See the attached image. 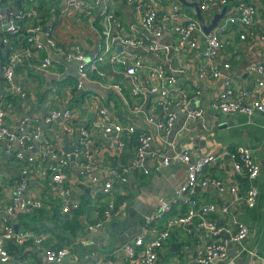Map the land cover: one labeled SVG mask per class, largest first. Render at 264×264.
Here are the masks:
<instances>
[{
    "label": "built area",
    "instance_id": "obj_1",
    "mask_svg": "<svg viewBox=\"0 0 264 264\" xmlns=\"http://www.w3.org/2000/svg\"><path fill=\"white\" fill-rule=\"evenodd\" d=\"M29 1L27 9L24 5V8L14 12H0V26L1 21L4 26L1 43L9 49L6 61L0 64V74L5 85L12 90L15 86L13 80L16 67L26 63L46 71L53 68L55 61L47 53L50 49L57 52L65 62L75 64L74 91L77 93L84 90L86 81L97 79L101 85L110 87L117 95L125 97L120 83L104 84L102 81L105 75L100 68L102 62L106 60L112 66L120 65L124 75L132 81V97H137L142 90L156 95L154 106L159 108L161 113H147L144 119L154 127L160 137L165 138L170 134L179 114L192 121L203 117L204 108L192 104L196 94L189 95L187 89L180 87L177 78L168 72L161 62L146 67L141 87L138 77L145 68L142 55L129 50L115 52L113 47L118 45L142 49L156 59L162 58L168 52L178 55L194 54L198 59H202L199 78H204L206 72L210 71L211 77L222 79L221 90L206 107L224 114H264V64L249 66V71L254 74L256 88L261 91L252 97L248 91L235 87L231 74L223 72L224 69L230 68L229 63L219 65L215 61L217 54L225 47L221 35L230 25L244 27L245 32L239 35L241 39L255 38L259 43H264V33L255 32L257 10L251 0H234L237 14L222 17L217 26L207 34L203 32L195 15L186 16L184 22L177 21V17L183 14L181 2L178 0L172 2L168 9L159 7L160 0H145L147 6L144 1L122 0L131 3L140 13V27L143 31L141 36H127L112 31V27L121 28L122 24L109 8L111 0H62L59 7L52 6L51 12L81 11L88 15L97 7H102L101 40L92 57L80 43H74L67 48L58 46L52 36V25L45 23L38 11L37 0ZM186 1L196 2L201 12L210 10L213 5L228 4V0ZM2 3L3 0H0V8ZM171 22L172 25L169 26ZM21 32L26 45H22L18 39ZM164 35L172 37L169 45L161 44L160 40ZM12 38L17 39L16 43H12ZM15 91L21 97L25 96L21 87H15ZM3 96L0 94V264H63L69 255L68 246L63 245L58 249L43 247L42 244L46 240L43 234L24 230L17 227L15 222L20 213L29 214L50 206L46 202L49 197L47 190L44 191L42 185L37 184V178L48 182L54 192L53 197L61 202V213L66 214L77 209L79 201L74 198L75 189L69 185L70 171H74L83 182L98 187L109 197L100 219L86 227L88 232H96L104 221L121 216L126 211V202L118 201L115 193L117 187L129 182L130 174L149 175L168 167L172 161H179L185 166L184 180L173 197L169 200L161 197L158 199L155 211L144 216L141 231L122 244V255L117 259L104 258L98 264H129L132 261L136 264H158L163 245L172 231L182 228L189 233L191 224H196L195 227L208 238L205 245L197 249L193 256V261L198 264H216L219 260H225L229 243L241 244L247 236V227L235 215H231L228 222L223 223L214 218L218 213H228L226 204L202 203L194 198L197 187L211 189L220 194L237 193L234 183H225L222 179L204 172L205 167L215 161V155L206 154L192 159L190 152L186 150H177L172 157L161 153L153 145L154 139L150 132L139 129L136 123L125 124L118 120L101 104L102 97L98 94L91 98L94 117L90 125L86 122L73 124V109L70 107L47 109L44 116L47 123L52 125L59 121L62 131L68 137H77V141L69 145L73 146V149L66 152L62 147L52 144L44 135L41 118L36 114L23 115L15 127L7 125L5 119L9 104L4 103ZM139 109V104H135L133 112L139 113ZM94 130L100 132L103 139L100 144L103 148L119 156L128 151L129 161L118 166L102 162L95 144ZM133 134L137 135L136 144L132 147L129 143ZM228 156L235 175L246 179L244 201L247 207L253 208L258 198L256 180L259 165L254 161L250 150L244 146L236 147ZM10 163L15 167L16 177L10 176L7 171L5 174L7 164ZM174 203L185 205V211L170 215ZM160 223L163 224L161 229L158 228ZM28 242L41 247V258L29 259L9 250L10 245L20 248Z\"/></svg>",
    "mask_w": 264,
    "mask_h": 264
},
{
    "label": "crops",
    "instance_id": "obj_2",
    "mask_svg": "<svg viewBox=\"0 0 264 264\" xmlns=\"http://www.w3.org/2000/svg\"><path fill=\"white\" fill-rule=\"evenodd\" d=\"M21 1L3 0L0 12H14L19 8H24ZM138 1H144L145 6H147L145 0ZM175 1L177 0H160L159 7L168 9L169 5ZM178 1L181 2L183 14L177 17V21L184 22L186 16H196L195 7L186 4L192 2ZM62 2V0H40L43 17L47 24H51L53 27V38L61 47H70L72 44L81 41L84 49L93 55L101 40L102 7H97L90 15L81 11L51 12L52 6L57 5L56 7H59ZM251 2L257 10L256 29L264 33V0H251ZM37 4L39 5L38 0ZM224 7H226L224 16L237 14L233 0H229L225 6L213 5L210 10L201 12L204 23L206 25L210 24L214 15L220 13ZM26 8H28L27 5ZM109 8L122 24L121 28L112 27L113 32H120L127 36L143 35L140 27V13L134 9L131 3L122 0H111ZM204 13H207V15L205 16ZM2 24L1 21L0 38L4 29ZM171 25L172 22L169 26ZM244 32V27L239 25L234 24L227 27L221 35L225 47L217 54L215 61L219 65L229 63L230 68L224 69L223 72L233 76L236 88L248 91L252 97H255L261 91L256 88L254 74L249 71V66L256 63L264 64V43H259L255 38L252 40L250 38L241 39L239 35ZM20 37L18 39L21 41ZM160 42L169 45L172 42V37L164 35ZM113 50L115 52L129 50L142 55L145 68L138 77V84L141 87H143L142 82L146 75V67L161 62L163 67L166 66V70L177 78V84L180 87L187 89L189 95L196 94L192 104L204 108L203 117L192 121L186 119L185 115L179 114L170 134L165 138L160 137L154 127L147 124L144 119V115L147 113H161L160 109L154 106L156 95L148 94L146 90H142L137 97H132L130 94L132 81L124 75L120 65L112 66L106 60L102 62L100 68L105 73L102 81H104V84L120 83L125 97L117 95L110 87L101 85L96 81L97 79L86 81L84 90L77 93L74 91L76 82L75 64L65 62L57 52L48 49L47 53L55 61L53 68L46 71L26 63L16 67L13 90L3 83L0 74V94L15 96L11 97L9 107L6 109L5 120L7 125L15 127L23 115L36 114L41 118L44 135L56 147L63 148L64 145H71L76 142L77 137L73 139L68 137L62 131L59 121L52 125L47 123L44 120L47 109L49 107H70L73 109V124L78 125L86 122L90 125V121L94 117L91 98L98 94L102 97L101 104L107 107L118 120L125 124L136 123L139 129L150 132L154 139L153 145L161 153L172 157L175 151L186 150L190 152L192 159L206 154L215 155V161L206 166L204 172L222 179L225 183H234L237 186V193L236 195L228 192L220 194L211 189L197 187L194 198L202 203L226 204L228 213H218L214 215V218L223 223L228 222L231 215H235L248 230L247 236L241 244L229 243L227 258L219 261H223L225 264H264V114L251 116L228 114L233 120L226 121V133L218 134L217 124L223 119L219 120L216 117L219 112L209 109L206 105L221 90L222 79L211 77L210 71L206 72L204 78H199L201 58L198 59L194 54L178 55L174 52H168L162 58L156 59L152 54L144 52L142 49L127 46L120 47L118 45L114 46ZM8 54L7 45L0 41V59L6 58ZM69 81L73 84L68 83ZM17 86L25 92L24 97H21L15 91ZM135 104L140 106L139 113L133 112ZM93 135L102 162L107 165L118 166L129 161L128 151L119 156L117 153L102 147L100 143L103 139L99 131L94 130ZM238 146L247 147L254 161L259 165V175L256 180L258 198L253 208H249L245 204L246 185L241 184L240 175H235L232 161L228 156L230 150ZM0 153L2 154L1 145ZM6 171L10 176H17L12 163L7 164L5 174ZM70 173L69 185L75 189L74 198L79 201L80 205L76 213L71 210L66 214H62L63 217L60 221L57 220L55 216L61 218L62 215L60 211H54V207H58L56 203L52 207L50 205L45 208L47 217L42 220L44 224L40 221H34L33 218L25 219L22 217V220L16 219L15 225L21 228L26 224L36 225L40 228L46 227L48 230L43 235L46 239H49V242L60 246L66 245L69 248V255L65 258L63 264H98L104 258L117 259L118 256L122 255V244L141 231L144 216L155 211L158 199L161 197L169 200L173 197L174 192L184 180L185 166L179 161H172L168 167L149 175L130 174L129 182L124 186L117 187L115 193L118 201L126 202V211L121 216L104 221L102 227L96 232H88L86 227L88 224L100 219L101 209H104L109 197L103 194L98 187L83 182L76 176L74 171H70ZM36 182L42 185L44 191L47 190L48 196H53L54 192L50 189L46 180L37 178ZM173 206L171 211L174 214L171 215L180 214V209H186L185 205L179 203H174ZM195 225L191 224L189 233L182 228L172 231L169 239L163 245L158 264H198L193 261V256L197 249H201L205 245L208 238ZM162 227L163 224L160 223L158 228ZM22 251L25 258H41V247L32 243L27 244ZM219 261L216 264H222ZM129 264L136 263L132 261Z\"/></svg>",
    "mask_w": 264,
    "mask_h": 264
},
{
    "label": "trees",
    "instance_id": "obj_3",
    "mask_svg": "<svg viewBox=\"0 0 264 264\" xmlns=\"http://www.w3.org/2000/svg\"><path fill=\"white\" fill-rule=\"evenodd\" d=\"M39 1V5L37 6L38 7V11L41 13V15H42V18L44 19V17H43V13H42V7L40 6V0H38ZM21 2H23V4L26 6H28L29 7V5H30V1L29 0H22ZM228 2H229V0H228ZM233 3L235 4V2H234V0H233ZM55 4H56V2H55ZM19 7V6H18ZM17 7V8H18ZM23 7V6H22ZM21 8H19L18 10H20ZM27 9V8H26ZM49 9V8H48ZM44 22L45 23H47V21L44 19ZM257 25V24H256ZM255 32H258V33H262V32H260V31H257V29H256V27H255ZM52 36H53V32H52ZM20 39H21V44L22 45H26V42H25V39H24V35L22 34V32H21V37H20ZM13 42L12 43H16V41H17V39H15V38H12L11 39ZM0 41H1V38H0ZM56 41V40H55ZM56 43H57V41H56ZM76 43H80L81 45H82V42L80 41V42H76ZM57 45L59 46V44L57 43ZM63 48H67V46H64ZM42 56V55H41ZM6 59H7V57L6 58H1L0 60V64H3L5 61H6ZM3 81V83H4V80H2ZM68 83H71V81H69ZM71 84H73V83H71ZM11 97H15L14 95H12V94H7V95H5V96H3V100H4V103L5 104H9L10 103V101H11ZM136 135L137 134H133L132 135V137H131V141H130V143H129V145L130 146H134L135 144H136ZM232 150V149H231ZM230 150V151H231ZM113 166V165H112ZM240 182H241V184L244 186V185H246V179L245 178H240ZM46 202L47 203H49L50 205H51V207H52V205L53 204H58V207L56 206V207H54V211H60V208H61V202H59V200L58 199H56L55 197H53V196H49L48 197V200H46ZM80 206V205H79ZM172 207H174L173 205H172ZM58 208H59V210H58ZM78 209H79V207L77 208V209H73L72 211L73 212H75L76 213V211H78ZM45 208H43V209H40V210H37V211H35V212H33V213H29V214H24V213H20V214H18V216H17V220H22V217H24L25 219H31V218H33L34 219V221H40L42 224H44L43 222H42V220L44 219V218H46L47 216L45 215L46 214V212H45ZM53 211V210H52ZM101 211H103L102 209H101ZM185 210H183V209H180V214L181 213H183ZM61 212V211H60ZM176 212V211H175ZM57 214H58V212H57ZM62 214H65V213H61V215ZM171 214H174V212H172ZM170 214V215H171ZM62 217H63V215L61 216V218H59V217H57V215L55 216V218L57 219V220H61L62 219ZM22 229H24V230H32V231H34V232H36V233H38V234H44L45 233V231L46 230H48L46 227H37L36 225H31V224H26V226H22ZM161 229V228H160ZM49 239H46L44 242H43V244H42V246L43 247H51V248H56V249H58V248H61V246L60 245H57V244H52V242H49L48 241ZM29 243H31V242H28V243H26V246H27V244H29ZM26 246H21L20 248H18L17 246H15V245H10L9 246V250L13 253H16V254H19V255H21L22 257H24L23 255H22V250H24L25 249V247Z\"/></svg>",
    "mask_w": 264,
    "mask_h": 264
},
{
    "label": "water",
    "instance_id": "obj_4",
    "mask_svg": "<svg viewBox=\"0 0 264 264\" xmlns=\"http://www.w3.org/2000/svg\"><path fill=\"white\" fill-rule=\"evenodd\" d=\"M182 1L186 3L185 0H182ZM186 4L195 7L196 16H197V18L199 20L200 26H201L203 32L206 33V34L209 33L215 26H217L219 20L224 16V13H225V10H226V7H224L220 13H217V14L214 15L212 22L210 24L206 25L204 23L203 17L201 15V10H200L198 4L196 2L186 3ZM90 56H92V55L90 54ZM216 117H218L219 120L221 118L223 119V121H221L220 123L217 124L218 134L226 133L227 132L226 131L227 130V122L226 121L229 120V119L230 120H233V119L230 117V115L224 114V113H220V112L216 114ZM42 123H44V122L42 121ZM72 149H73V146H69V145H64L63 146V150L66 151V152H70ZM127 240H129V239H127ZM219 262L220 263L222 262V264H225V263H223V261H219Z\"/></svg>",
    "mask_w": 264,
    "mask_h": 264
},
{
    "label": "rangeland",
    "instance_id": "obj_5",
    "mask_svg": "<svg viewBox=\"0 0 264 264\" xmlns=\"http://www.w3.org/2000/svg\"><path fill=\"white\" fill-rule=\"evenodd\" d=\"M205 14V16L207 15V13H204ZM78 109H79V107H78Z\"/></svg>",
    "mask_w": 264,
    "mask_h": 264
}]
</instances>
